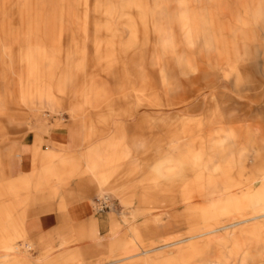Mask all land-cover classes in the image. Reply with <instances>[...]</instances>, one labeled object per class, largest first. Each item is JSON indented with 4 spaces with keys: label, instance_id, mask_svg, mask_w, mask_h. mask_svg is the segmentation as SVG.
<instances>
[{
    "label": "rangeland",
    "instance_id": "374dc122",
    "mask_svg": "<svg viewBox=\"0 0 264 264\" xmlns=\"http://www.w3.org/2000/svg\"><path fill=\"white\" fill-rule=\"evenodd\" d=\"M57 130L71 141L41 140ZM10 210L30 247L0 264H264V0H0Z\"/></svg>",
    "mask_w": 264,
    "mask_h": 264
},
{
    "label": "crops",
    "instance_id": "0c3cea01",
    "mask_svg": "<svg viewBox=\"0 0 264 264\" xmlns=\"http://www.w3.org/2000/svg\"><path fill=\"white\" fill-rule=\"evenodd\" d=\"M40 139L39 137H35L34 134H27L24 138V140L21 143V154L17 153L16 157L19 158V163L21 164V161H26L31 157V148L34 145V143ZM41 140H43L44 142L49 143V147H52V144L58 145V144H63V143H68L69 141H71V136L68 132L64 131V130H57V131H53L50 132L49 135H43L41 137ZM42 147L45 148V145H43ZM85 165L89 168L90 172H93L91 169L92 167L88 164L87 161H84ZM19 165V169H20V164ZM32 166V165H30ZM19 172V170H18ZM222 174H227V171L222 172ZM259 172L257 171L254 174H248L245 170H242V172H240L239 175L245 176V175H250L251 177H253L254 175H258ZM248 180V179H247ZM236 181H242L244 182L245 180L243 178L236 180ZM253 181V180H252ZM27 184L28 181H26L25 179L23 180V178H20L17 182L18 187H24L25 189H27ZM97 188L99 189V191L103 190V186L101 184H99L97 186ZM21 204V203H20ZM66 207V206H65ZM72 214V218L78 219H85L88 218L89 214H90V205L88 203H79L78 205H75L74 208L71 211ZM15 213L13 214L12 211L10 210L9 215H4V218L2 219L0 217V229L3 228L5 226L4 223L7 224V222L10 223L11 226V230L9 231V233L7 234L8 237V243H6L5 245L2 246V248L0 249V255L4 253L5 248H13L15 251L17 250V247L19 245H24L27 248L30 247V244L28 242H25L26 238H27V232H26V227H25V218H17V216L14 218ZM70 216V215H69ZM55 218H53L50 214H42L40 216V218L37 220L36 225L37 227L41 228L42 230L48 231L50 228V225L54 222ZM18 221L20 223L19 226H15L14 223ZM9 226V227H10ZM71 230L76 231V233H79V240L82 241H89V240H97V231L95 228V222L93 220V217H90L88 222L77 226V227H73L70 226ZM15 236V238H24L22 243L18 242L15 244H12L10 242V240H12V238ZM87 250H90L89 248Z\"/></svg>",
    "mask_w": 264,
    "mask_h": 264
},
{
    "label": "built area",
    "instance_id": "2783aa9c",
    "mask_svg": "<svg viewBox=\"0 0 264 264\" xmlns=\"http://www.w3.org/2000/svg\"><path fill=\"white\" fill-rule=\"evenodd\" d=\"M111 204V200L107 195L97 198L94 205L95 214L101 213L110 208Z\"/></svg>",
    "mask_w": 264,
    "mask_h": 264
},
{
    "label": "bare ground",
    "instance_id": "6f19581e",
    "mask_svg": "<svg viewBox=\"0 0 264 264\" xmlns=\"http://www.w3.org/2000/svg\"><path fill=\"white\" fill-rule=\"evenodd\" d=\"M102 196H104V195H102ZM15 252L16 251L13 248H5L4 253L0 255V259H7V258L11 257L12 255H14Z\"/></svg>",
    "mask_w": 264,
    "mask_h": 264
}]
</instances>
